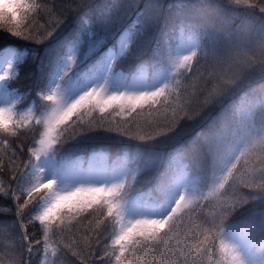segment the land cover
Here are the masks:
<instances>
[{
    "label": "snow or ice",
    "instance_id": "6c2138e0",
    "mask_svg": "<svg viewBox=\"0 0 264 264\" xmlns=\"http://www.w3.org/2000/svg\"><path fill=\"white\" fill-rule=\"evenodd\" d=\"M158 10L157 0H0V53L9 37L28 41L21 61L30 52L44 69L23 89L37 65L0 60V264H181L193 216L178 195L179 152L164 148L204 112L192 57L137 66L132 37ZM98 143L115 156L78 155ZM165 160L175 171L143 190Z\"/></svg>",
    "mask_w": 264,
    "mask_h": 264
},
{
    "label": "clouds",
    "instance_id": "9594fccd",
    "mask_svg": "<svg viewBox=\"0 0 264 264\" xmlns=\"http://www.w3.org/2000/svg\"><path fill=\"white\" fill-rule=\"evenodd\" d=\"M133 5L134 0H121ZM132 37L137 66L192 57L204 115L178 150L193 216L181 264H264V0H157ZM191 80V76H189ZM167 160L146 171L153 189Z\"/></svg>",
    "mask_w": 264,
    "mask_h": 264
},
{
    "label": "trees",
    "instance_id": "16d2710c",
    "mask_svg": "<svg viewBox=\"0 0 264 264\" xmlns=\"http://www.w3.org/2000/svg\"><path fill=\"white\" fill-rule=\"evenodd\" d=\"M71 19V18H70ZM67 23V22H66ZM63 28V26H62ZM61 31V30H58V32ZM0 32H2V29H0ZM9 36L11 35L10 33L8 34ZM16 38L14 37H9V42L10 43H16V44H19L25 48H29L31 49V47H33L31 45L30 42L28 41H16L15 40ZM36 49H37V56H39V50L44 48V45H37L35 46ZM26 64H35L36 65V60L33 61V60H29ZM24 68V67H23ZM34 79H37V77H35V72H32V71H29L27 73H24V78L20 81V84L22 87H24L25 89L27 88H30L31 84L32 85H35L34 84Z\"/></svg>",
    "mask_w": 264,
    "mask_h": 264
},
{
    "label": "rangeland",
    "instance_id": "374dc122",
    "mask_svg": "<svg viewBox=\"0 0 264 264\" xmlns=\"http://www.w3.org/2000/svg\"><path fill=\"white\" fill-rule=\"evenodd\" d=\"M2 31H3V29H2ZM9 54H10V50H8L7 52H5L4 55L2 54L0 60H2V59L4 58V56L9 55ZM40 65H41L40 67L42 68L41 73L43 74L44 69H43V67H42V64H40ZM38 76H40V74H39V73H36V77H38ZM92 148L111 149L112 151L116 152V146H115V145H111V144H107V143H105V144H99V143H98V144H96V145H90V146L88 147L87 151H88L89 149H92Z\"/></svg>",
    "mask_w": 264,
    "mask_h": 264
}]
</instances>
